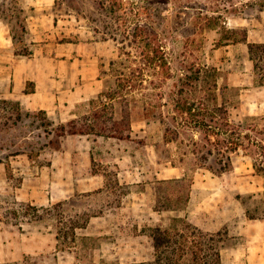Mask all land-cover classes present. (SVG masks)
<instances>
[{
	"label": "rangeland",
	"instance_id": "obj_1",
	"mask_svg": "<svg viewBox=\"0 0 264 264\" xmlns=\"http://www.w3.org/2000/svg\"><path fill=\"white\" fill-rule=\"evenodd\" d=\"M97 1L0 0V26L14 35L16 53L42 61L40 69L45 72L43 83L48 92L82 99L77 116L61 120L48 115L53 126L47 129L89 112L90 99L103 86L102 71L108 70L119 51L120 44L103 27L111 18ZM122 1L125 6L132 2L146 5L143 19L161 23L174 67L183 54L188 61L216 66L232 115L248 121L257 131L264 130V58H257L255 68L247 43L231 42L223 28H245L248 41L264 43V0ZM31 13L44 17V32L53 33L50 37L45 34L41 44L33 40L34 30L27 29L25 21ZM30 24L35 27L33 18ZM70 58H76L77 64L71 66ZM33 88L31 81L27 91ZM22 109V118L10 124L14 117L7 116H13L14 110L0 104V157L32 153L35 165L48 167L49 188L61 195L64 203L50 213L40 210L37 213L44 217L33 219L32 210H26V205L21 208L13 195H0L1 210L12 221L21 219L26 231L57 235L60 230L62 236L60 241L49 240L52 247L47 251L25 254L17 264H155L151 227L170 226L172 233L194 231L197 239L202 238L201 232L220 229L222 240L217 246L222 243L221 249H230L242 242L246 220L264 219V172L255 171L252 158L242 149L233 154L232 169L218 175L186 144L166 139L164 125L146 114L141 104L132 109L130 137L126 138L47 134L44 117L29 116L27 111L36 110ZM116 109L115 118H120L118 103ZM98 136L100 140L93 142ZM65 139L75 142L80 156L73 155L71 168L66 166L63 174H57L50 164ZM89 143L93 146L91 157L87 154ZM254 152L257 156V150ZM174 178L184 180L180 184L163 182ZM177 196L183 200L178 202ZM170 204L179 206L167 208ZM14 210L21 213L14 214ZM175 217L179 220L173 224ZM85 221L72 236L70 226ZM180 263L193 264L190 251Z\"/></svg>",
	"mask_w": 264,
	"mask_h": 264
},
{
	"label": "trees",
	"instance_id": "obj_2",
	"mask_svg": "<svg viewBox=\"0 0 264 264\" xmlns=\"http://www.w3.org/2000/svg\"><path fill=\"white\" fill-rule=\"evenodd\" d=\"M122 0H99L96 5L106 11L111 23L104 24L109 37L116 41L119 51L116 58L109 62L108 70H103V86L95 97L89 101L90 109L80 119H71L60 123L54 129L46 110L27 111L26 114L44 117V127L47 134L58 136L66 134H94L118 138L130 137L131 113L137 105L142 110L157 118L164 125L165 138L169 141H179L186 144L191 152L218 175L232 169V156L242 149L252 158L253 168L264 172V130L257 131L248 121L236 119L224 99V87L219 84V69L186 60V54L178 59L177 67L172 64L169 52L166 50V36L161 23L155 24L143 19L146 5L132 2L125 6ZM248 4V3H247ZM146 18V17H145ZM225 36L231 42H246L250 58L258 67L257 58H264V43L250 42L244 29L223 26ZM24 31L25 28L22 27ZM242 30V35L238 36ZM224 36V35H223ZM13 41L14 35H11ZM16 42V41H14ZM102 78V77H100ZM264 84V75H261ZM116 103L121 109V117L115 118ZM0 104L14 112L8 118L14 117L10 124H15L22 118V107L13 99L0 98ZM7 124V123H5ZM257 150V156H255ZM32 159V153H26ZM0 157L10 168L9 157ZM184 178L163 180L180 184ZM167 196V195H166ZM186 194L185 200H188ZM168 200H172L168 197ZM183 200L177 196V201ZM64 201L54 203L49 207H36L25 204L26 210L31 209L33 219H42L43 213L62 206ZM167 208L177 209L179 205H167ZM28 212V211H26ZM173 224L178 218H173ZM71 225L70 232L75 235L77 226ZM186 227H190L186 225ZM174 232V231H173ZM67 233V232H66ZM64 233V234H66ZM178 234V237H174ZM222 232L200 233L197 239L194 231L172 233L170 226L150 228L149 236L153 240L155 264H184L180 259L192 254L193 264H223L221 258ZM57 240H61L60 230ZM176 255V256H175Z\"/></svg>",
	"mask_w": 264,
	"mask_h": 264
},
{
	"label": "crops",
	"instance_id": "obj_3",
	"mask_svg": "<svg viewBox=\"0 0 264 264\" xmlns=\"http://www.w3.org/2000/svg\"><path fill=\"white\" fill-rule=\"evenodd\" d=\"M32 18L34 28L30 24ZM25 22L27 23V29L34 30V33H32L33 40L38 44H41V40H46L45 34L49 37L53 34L50 31L48 33L44 32V17H37L31 13L26 17ZM14 46L9 30L1 25L0 98L15 99L23 108L46 110L49 116L59 117L61 120H64V118L68 120L77 116V104L82 99L71 95L66 97L57 95L55 92H48L49 88L45 87L43 83L45 72L40 69L42 61L16 53ZM36 52L39 53L40 51ZM36 52L32 55H35ZM68 62L71 66L77 64L76 58H70ZM31 81L34 83V88L27 91L28 83ZM52 114H56V116ZM68 137H75V135H69ZM99 137L92 141L98 142ZM86 140L89 141L90 138ZM62 146L63 149L56 150L59 154L55 158L53 157L55 160L50 164L52 167L55 166L57 174H63L66 171V166L71 168L73 155L80 156L75 142H69L65 139ZM83 147L86 148V145H83ZM92 149L93 146L89 143L87 147L89 157L93 153ZM70 160L71 163L68 164ZM35 162L27 154L10 155V168L7 169L5 162L0 161V195H13L16 201L20 202L21 208L27 203L36 207H48L60 201L62 199L61 195L49 188L50 181L48 171H46L48 167L40 164L35 165ZM15 212L21 213L19 210H14V214H16ZM20 220H10L7 213L0 208V264H17V260L24 258L25 254H40L42 251H47L50 246L49 240L57 241L56 233L50 231L42 232V230L33 229L26 231L25 224ZM35 222L39 223V221ZM33 228H35V224H33ZM95 229L97 230V227ZM242 233L244 234L242 242L230 249H221L222 263L264 264V219L258 221L246 220ZM50 247H52V242Z\"/></svg>",
	"mask_w": 264,
	"mask_h": 264
}]
</instances>
